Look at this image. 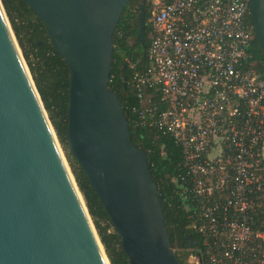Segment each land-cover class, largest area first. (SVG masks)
<instances>
[{
  "label": "water",
  "instance_id": "95a60500",
  "mask_svg": "<svg viewBox=\"0 0 264 264\" xmlns=\"http://www.w3.org/2000/svg\"><path fill=\"white\" fill-rule=\"evenodd\" d=\"M70 70L69 152L120 236L129 264H184L148 153L110 86L114 32L130 0H25ZM264 60V0H250ZM136 38L146 43L139 4ZM0 264H111L0 0Z\"/></svg>",
  "mask_w": 264,
  "mask_h": 264
},
{
  "label": "built area",
  "instance_id": "2783aa9c",
  "mask_svg": "<svg viewBox=\"0 0 264 264\" xmlns=\"http://www.w3.org/2000/svg\"><path fill=\"white\" fill-rule=\"evenodd\" d=\"M148 3L151 66L134 75V111L181 145L178 192L202 238L186 262L264 264V74L250 0Z\"/></svg>",
  "mask_w": 264,
  "mask_h": 264
},
{
  "label": "trees",
  "instance_id": "16d2710c",
  "mask_svg": "<svg viewBox=\"0 0 264 264\" xmlns=\"http://www.w3.org/2000/svg\"><path fill=\"white\" fill-rule=\"evenodd\" d=\"M7 15L23 50L33 79L43 99L59 140L67 150V158L75 175L79 188L85 198L87 207L105 247L111 264H129L127 255L121 248V239L114 229L110 218L93 189L85 172L69 152L68 142V105L70 70L63 56L51 43L44 23L25 0H2ZM143 0H130L114 32V55L110 86L118 95L125 115L129 121L132 141L145 150L149 156L150 170L159 187V196L163 204L166 227L173 247L181 245L183 232L193 233L190 249L200 247L202 238L191 227V209L179 194V182L186 173L181 145L168 133L147 125H139L138 115L134 109L141 107L138 90L134 85L135 73H143L151 66L149 45L152 31L148 22L149 3L144 0L146 8V43L142 45L136 38L138 30L137 15L139 4ZM258 60L257 68L264 74V60L255 40L251 48ZM159 100V91L145 89ZM182 249L178 258L186 263Z\"/></svg>",
  "mask_w": 264,
  "mask_h": 264
},
{
  "label": "flooded vegetation",
  "instance_id": "af4514ba",
  "mask_svg": "<svg viewBox=\"0 0 264 264\" xmlns=\"http://www.w3.org/2000/svg\"><path fill=\"white\" fill-rule=\"evenodd\" d=\"M192 243H193V233L190 231L183 232L182 238H181L182 248L183 249H185V248L190 249L191 248L190 245ZM175 252H176V250H175Z\"/></svg>",
  "mask_w": 264,
  "mask_h": 264
},
{
  "label": "rangeland",
  "instance_id": "374dc122",
  "mask_svg": "<svg viewBox=\"0 0 264 264\" xmlns=\"http://www.w3.org/2000/svg\"><path fill=\"white\" fill-rule=\"evenodd\" d=\"M21 47V46H20ZM21 50H22V48H21ZM22 52H23V50H22ZM61 146H62V148H63V150H64V152H65V154H66V158H67V150L63 147V145L61 144ZM68 159V158H67ZM68 162H69V160H68ZM70 164V163H69ZM182 249L183 248H181V247H179V246H176L175 247V250H176V252L177 253H181V251H182ZM187 251L185 252V253H183L184 254V257L186 258V260H187V258H188V256H189V254H190V249H187V248H185ZM187 264H191V263H187Z\"/></svg>",
  "mask_w": 264,
  "mask_h": 264
}]
</instances>
